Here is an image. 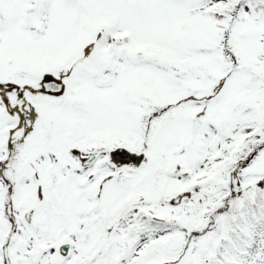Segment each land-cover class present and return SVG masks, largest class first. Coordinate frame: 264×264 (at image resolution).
Returning a JSON list of instances; mask_svg holds the SVG:
<instances>
[{
	"label": "snow or ice",
	"instance_id": "1",
	"mask_svg": "<svg viewBox=\"0 0 264 264\" xmlns=\"http://www.w3.org/2000/svg\"><path fill=\"white\" fill-rule=\"evenodd\" d=\"M0 264H264V0H0Z\"/></svg>",
	"mask_w": 264,
	"mask_h": 264
}]
</instances>
